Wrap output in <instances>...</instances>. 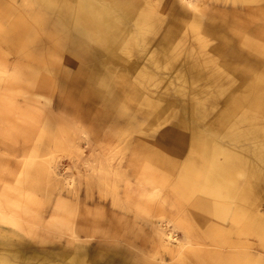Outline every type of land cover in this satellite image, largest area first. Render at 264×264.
Returning a JSON list of instances; mask_svg holds the SVG:
<instances>
[{
  "label": "rangeland",
  "instance_id": "374dc122",
  "mask_svg": "<svg viewBox=\"0 0 264 264\" xmlns=\"http://www.w3.org/2000/svg\"><path fill=\"white\" fill-rule=\"evenodd\" d=\"M109 1L0 0V264H156L157 256L174 264L187 241L201 255L184 253L179 264H264V242L244 233V218L236 224L208 215L211 204L208 214L199 209V194L189 186L203 161L195 131L217 141L207 128L213 108L235 88L255 83L264 92V0H193L195 7L184 0ZM95 20L105 22L96 28ZM243 35L257 47L244 48ZM232 66L239 71L229 73ZM204 108L211 110L204 115ZM262 111L250 117L264 122ZM69 139L81 150L67 147ZM152 149L174 168L158 164ZM106 157L117 176L104 174ZM53 167L59 177L48 176ZM262 181L255 180L253 192L264 211ZM242 186L236 184L230 198L217 190L210 200L237 208ZM150 215L177 239L159 255L144 224ZM16 216L23 221L15 228ZM68 225L86 237L82 250Z\"/></svg>",
  "mask_w": 264,
  "mask_h": 264
},
{
  "label": "bare ground",
  "instance_id": "6f19581e",
  "mask_svg": "<svg viewBox=\"0 0 264 264\" xmlns=\"http://www.w3.org/2000/svg\"><path fill=\"white\" fill-rule=\"evenodd\" d=\"M12 1V0H11ZM45 1L46 4H50L52 3V1L50 0H43ZM112 1V0H110ZM109 1V2H110ZM187 1L188 6L190 7H195V2L192 0H184ZM247 1H257V0H247ZM105 2V1H104ZM155 2V1H154ZM242 2V1H241ZM245 2V0H244ZM259 2V1H258ZM63 3V2H62ZM61 3V4H62ZM77 3V2H76ZM149 3V2H148ZM256 3V2H255ZM261 3V2H260ZM27 4V3H26ZM233 4V3H232ZM12 5V4H11ZM29 5V4H28ZM68 5V3H67ZM78 5V4H77ZM243 5V4H242ZM245 5V4H244ZM263 5V4H262ZM13 6V5H12ZM33 6V5H32ZM60 6V5H59ZM87 6V5H86ZM151 6V5H150ZM42 7V6H41ZM57 7V6H56ZM65 7V6H64ZM246 7V6H244ZM77 8V6L75 7ZM147 8V7H146ZM189 8V7H188ZM197 8V7H196ZM247 9V8H246ZM61 10V9H60ZM76 10V9H75ZM194 10V9H192ZM78 11V10H77ZM98 11L101 13L102 9H98ZM140 11V10H139ZM21 12V11H20ZM37 12V11H36ZM62 12V11H61ZM193 12V11H192ZM200 12V11H199ZM19 13V12H18ZM45 13V12H44ZM140 13V12H139ZM56 14V12H55ZM83 15V13H80ZM148 14V13H147ZM191 14V13H190ZM195 14V13H194ZM199 14V13H198ZM246 14V13H245ZM29 15V14H28ZM35 15V14H34ZM58 15V14H57ZM61 15V14H60ZM59 15V16H60ZM200 15V14H199ZM198 15V16H199ZM7 16V15H6ZM30 16V15H29ZM33 16V15H32ZM37 16V15H36ZM138 16H141L140 14ZM149 16V15H148ZM248 16V15H247ZM42 17V16H41ZM62 17V16H61ZM68 17V16H67ZM137 17V16H136ZM135 17V18H136ZM192 18H195L193 16H191ZM17 18V16H16ZM65 18V17H64ZM139 18H142L139 17ZM197 18V15H196ZM252 18V17H251ZM250 18V19H251ZM7 19V18H6ZM24 19V18H23ZM59 19V18H58ZM67 19V18H66ZM65 19V21H66ZM160 19V18H159ZM178 19V18H176ZM223 19V18H222ZM30 20V19H29ZM34 20V19H33ZM39 20V18H38ZM64 20V19H63ZM145 20V19H144ZM192 20V19H190ZM182 21V20H181ZM192 21H195L194 19ZM197 21V20H196ZM226 20H224L225 22ZM17 22V21H16ZM25 22V21H24ZM38 22V21H37ZM64 22V21H62ZM90 22V21H89ZM105 22V21H103ZM101 20H98V22L95 20L94 21V26L96 28H101L103 26V23ZM179 22V21H178ZM200 22V20H198V23ZM227 22V21H226ZM249 21H247L248 23ZM14 23V22H13ZM22 23V22H21ZM66 23V22H65ZM92 23V22H91ZM190 25V22H188ZM193 23V22H192ZM195 23V22H194ZM197 23V22H196ZM242 23V20H241ZM246 23V22H245ZM39 24V23H38ZM63 24V23H62ZM79 24V23H78ZM133 24V21H132ZM136 24V22H135ZM243 24V23H242ZM249 24V23H248ZM14 25V24H13ZM12 25V26H13ZM28 25V24H27ZM43 25V24H42ZM134 25V24H133ZM137 25V24H136ZM172 25V24H171ZM188 25V27H190ZM200 26V25H199ZM225 26V25H224ZM241 26V25H240ZM247 26V25H246ZM18 27V26H17ZM42 27V26H41ZM186 27V28H188ZM201 27V26H200ZM248 27V26H247ZM251 27V26H250ZM255 27V25H254ZM20 28V27H19ZM195 28V27H194ZM245 28V27H244ZM17 29V28H16ZM190 29V28H188ZM198 29V28H197ZM252 29V28H251ZM260 29V28H259ZM19 30V29H17ZM53 30V29H52ZM184 30V28H183ZM187 30V29H186ZM263 30V29H262ZM132 31V30H131ZM189 31V30H188ZM234 31V30H233ZM183 32V31H181ZM198 32H200L198 30ZM197 32V33H198ZM241 32V31H240ZM248 32V31H247ZM256 32V31H255ZM258 32V30H257ZM256 32V33H257ZM263 32V31H262ZM18 33V32H17ZM177 33V32H176ZM180 33V32H179ZM184 33V32H183ZM232 33V32H231ZM260 34V32H258ZM186 34V32H185ZM237 33H235L236 35ZM244 34V33H242ZM263 34V33H262ZM121 35V34H120ZM188 35V34H187ZM226 35V34H225ZM258 35V34H257ZM261 35V34H260ZM116 36V35H115ZM146 36V35H145ZM184 36V35H183ZM195 36V35H194ZM200 36V35H199ZM56 37V36H55ZM58 37V36H57ZM129 37V36H128ZM127 37V38H128ZM180 37V36H179ZM178 37V38H179ZM222 37V36H221ZM229 37V36H228ZM227 37V38H228ZM52 38H54L52 36ZM117 38V37H116ZM119 38V37H118ZM126 38V39H127ZM131 38V37H129ZM128 38V39H129ZM204 38V37H203ZM236 38V36H235ZM132 39V38H131ZM131 39H129L130 41H132ZM134 39V38H133ZM143 39V38H142ZM194 39V38H193ZM198 39V37H197ZM205 39V38H204ZM222 39V38H221ZM52 40V39H51ZM114 40V38L112 39ZM208 40V39H207ZM228 40V39H227ZM233 40V39H232ZM12 41V40H11ZM125 41V40H124ZM129 41V42H130ZM143 41V40H142ZM206 41V39H205ZM204 41V42H205ZM60 42V41H57ZM136 42V41H135ZM203 42V41H200ZM38 43V42H37ZM43 43V42H42ZM56 43V42H55ZM137 43V42H136ZM135 43V44H136ZM144 43V41L142 42ZM126 44V43H125ZM124 44V45H125ZM192 44V43H191ZM198 43H196L197 45ZM206 44V43H205ZM209 44V43H208ZM207 44V45H208ZM240 44L244 47V48H252L255 49L257 47V42L255 41V39L253 40L252 36H247V35H243V38H241L240 40ZM35 45V44H34ZM38 46L41 45V43L37 44ZM35 45V46H37ZM122 46H120V48H123V43L121 44ZM174 45V44H173ZM194 46V44H192ZM127 46V45H126ZM148 46V45H147ZM10 47V46H9ZM43 46L41 45V48ZM146 47V45H145ZM144 47V48H145ZM174 47V46H172ZM197 47V46H196ZM195 47V49H196ZM221 47V46H220ZM57 48V47H56ZM61 48V47H59ZM206 48V45H205ZM205 48L202 49L205 50ZM38 49V47H36V50ZM53 49V48H52ZM130 49V48H129ZM129 49H127L129 51ZM143 49V48H142ZM160 49V48H159ZM190 49V48H189ZM199 49V48H198ZM220 49V48H219ZM58 50V49H57ZM125 51V49H123ZM151 50V49H150ZM194 50V49H192ZM197 50V49H196ZM200 50V49H199ZM202 50V51H203ZM59 51V50H58ZM191 51V49H190ZM209 51V50H208ZM255 51V50H254ZM60 52V51H59ZM170 52V51H169ZM193 52V51H192ZM199 52V51H197ZM196 52V53H197ZM252 52V51H251ZM122 53V52H120ZM124 53V52H123ZM126 53V51H125ZM195 53V54H196ZM202 53V52H201ZM201 53H199L198 56L201 55ZM220 53V50H219ZM253 53V52H252ZM258 53V52H257ZM256 53V54H257ZM192 54V53H191ZM207 56L209 55V53H206ZM54 55V54H52ZM50 55V56H52ZM153 55V54H152ZM260 55V54H258ZM75 56V55H74ZM206 56V57H207ZM244 56V55H243ZM150 57V54H149ZM148 57V58H149ZM154 57V56H153ZM158 57V56H156ZM179 57V56H178ZM205 57V54H204ZM147 58V56H146ZM203 58V56H202ZM214 58V57H213ZM241 58V57H240ZM179 59V58H178ZM156 60V58H155ZM170 60V59H169ZM168 60V61H169ZM174 60V59H173ZM214 60V59H213ZM132 61V60H131ZM152 61V60H151ZM158 61V60H157ZM156 61V62H157ZM167 61V62H168ZM205 61V60H204ZM212 61V60H211ZM210 61V62H211ZM134 62V61H133ZM143 62V61H142ZM154 62V61H153ZM163 62V61H162ZM209 62V61H208ZM145 63V61H144ZM202 63V62H201ZM225 63V62H224ZM228 63V62H227ZM169 64V63H168ZM210 64V63H209ZM208 64V65H209ZM223 64V63H222ZM134 65V64H133ZM138 65V63H137ZM149 65V64H148ZM153 65V64H152ZM216 65V64H215ZM217 66V65H216ZM144 67V66H143ZM142 67V69H143ZM209 67V66H208ZM222 67V66H221ZM224 67V66H223ZM238 66H232L231 70H229V73L233 74V72H237L239 71V69L237 68ZM98 68V67H97ZM134 68V67H133ZM132 68V69H133ZM153 68V66H152ZM158 68V67H157ZM160 68V67H159ZM207 68V67H206ZM155 69V68H154ZM162 69V67H161ZM215 69V68H214ZM171 70V69H170ZM213 70V69H212ZM219 70V68H218ZM146 71V70H145ZM159 71V70H158ZM162 71V70H161ZM141 72V71H138ZM157 72V71H155ZM215 72V71H213ZM219 72V71H218ZM227 72V71H226ZM142 73V72H141ZM151 73V71H150ZM212 73V72H210ZM209 73V75H210ZM117 74V72H116ZM115 74V75H116ZM139 74V73H138ZM152 74V73H151ZM175 74V73H174ZM108 75V74H107ZM106 75V77L108 78V76ZM141 76V75H140ZM150 76V75H148ZM164 76V75H163ZM174 76V75H173ZM100 77V75H99ZM105 77V78H106ZM143 77V76H142ZM152 77V76H151ZM165 77V76H164ZM228 77V76H227ZM93 78V77H92ZM91 78V79H92ZM103 78V77H102ZM103 78V79H105ZM147 78V77H146ZM36 79V78H35ZM148 79V78H147ZM102 79H100L101 81ZM225 80V79H224ZM35 81V80H34ZM44 81V80H43ZM111 81V80H110ZM109 81V82H110ZM177 81V80H176ZM47 82V81H46ZM222 82V81H221ZM33 83V82H32ZM34 84V83H33ZM107 84V83H106ZM105 84V85H106ZM146 84V83H145ZM110 85V84H109ZM114 85V84H113ZM128 85V84H127ZM142 86V84H141ZM140 86V87H141ZM107 87V85H106ZM127 87V86H126ZM125 87L123 88H119L120 92H124L125 91ZM155 89V88H154ZM181 89V88H180ZM183 89V88H182ZM112 92V89L110 90ZM114 93H116L117 91H115L113 89ZM146 91V90H145ZM174 91V90H173ZM176 91V89H175ZM174 91V92H175ZM181 91V90H178ZM119 92H117L118 94ZM150 93V92H149ZM103 94V93H102ZM228 96L226 95V97L223 99L221 106L218 105L217 107H212L214 110V121L209 124L208 131L211 133V135L215 136L217 141L215 142L214 140L210 141V139H205V137L201 138V134L198 131H195V137L196 139L193 140L196 143L195 147L197 148L196 150L199 151V148H201L202 150V154H201V158L203 159L202 161V165H201V171H199V173H197V171H194V180L192 183H189L190 185V190L191 188H193V192H195V194L198 192L199 195L196 194V198H195V204L196 206L201 209L203 212L208 214L209 211V207H208V203L211 204V210L208 215H212L215 216L217 219L221 220V222H225V219H229L231 222L233 223H240V221L242 220V218H244V233H246L247 235H250L256 239H259L261 243L264 242V211H262L260 209V205H261V200L258 199L257 195L254 191V187L258 186L259 183L255 182L256 179L259 180H263L262 182L264 183V122L261 121V118L259 119V117H250L252 115L251 111L255 110V109H262L263 111L260 113V115H263L264 113V92H262V90H259L258 86L255 85V83H251L249 86H247L245 89L244 88H235L234 90L230 91L227 93ZM221 97V96H219ZM218 97V98H219ZM148 100V98H147ZM32 102V101H31ZM34 102V101H33ZM151 102V101H150ZM9 103V102H8ZM200 103V102H199ZM29 104V103H28ZM27 104V105H28ZM156 104V103H155ZM168 104V103H167ZM154 105V104H153ZM157 105V104H156ZM196 105V104H195ZM155 106V105H154ZM194 106V105H193ZM201 106V105H199ZM223 106V107H222ZM202 107V106H201ZM46 109V108H45ZM195 109V108H194ZM48 110V109H47ZM210 108H204L203 109V114H207L208 111H210ZM46 111V110H45ZM51 114H53V110H50ZM49 111V112H50ZM49 112L47 113V115L49 114ZM195 112V111H194ZM55 113V112H54ZM56 114V113H55ZM50 114L47 117L50 120ZM54 116V115H53ZM263 117V116H262ZM55 118V117H54ZM57 118V116H56ZM203 118V117H202ZM201 118V119H202ZM46 119V118H45ZM53 119V117H52ZM197 119V118H196ZM47 120V119H46ZM56 121V119H55ZM50 122V121H49ZM211 122V121H209ZM196 130V129H194ZM193 130V131H194ZM63 134V133H62ZM121 134V133H120ZM120 134H118L120 136ZM43 136V135H42ZM71 137V136H70ZM73 137V136H72ZM121 137V136H120ZM85 138V137H84ZM130 138V137H129ZM53 139V137H52ZM76 139V138H75ZM74 139V140H75ZM119 139V138H118ZM121 140V139H120ZM53 142V141H52ZM56 142V141H55ZM67 147H69L70 149H73L75 152L81 150L79 148L78 145H76L77 143L73 141V139H69L67 140ZM118 142V140H117ZM116 142V143H117ZM154 142V141H153ZM215 142V144H213ZM59 143V142H58ZM57 144V143H56ZM66 144V143H65ZM129 144V143H128ZM58 145V144H57ZM49 146V145H46ZM51 146V145H50ZM54 146H56L54 144ZM64 146V145H63ZM110 146V145H109ZM45 147V146H44ZM57 147V146H56ZM62 147V146H61ZM36 148V147H35ZM47 148V147H46ZM51 148V147H50ZM49 148V149H50ZM34 149V147H33ZM48 149V150H49ZM52 149V148H51ZM50 149V150H51ZM59 149V147H58ZM158 149V148H157ZM47 150V149H46ZM112 150V149H111ZM34 151V150H33ZM38 151V150H37ZM36 151V152H37ZM35 152V153H36ZM48 152V151H47ZM153 154H156V161L158 164L161 163V166H164L165 168H169L172 169L171 167H173L172 165H174L175 163L171 162L170 160H168L169 157H167L166 155L162 156L160 155L161 153H159L157 150L152 149ZM159 154H158V153ZM42 153V152H41ZM164 153V152H163ZM174 154V151L172 152ZM49 154V152H48ZM79 154V152H78ZM35 155V154H34ZM37 155H39L38 157H40V154L37 152ZM44 155V154H43ZM168 155V154H167ZM35 158V156L33 157ZM112 158V157H111ZM175 158V157H174ZM40 159V158H39ZM23 160V159H22ZM34 160V159H33ZM43 160V159H42ZM111 159H107V157L103 160V172L104 174H108V173H112V176H117L116 171L117 168L112 167L113 165H111V163L109 162ZM21 161V159H20ZM25 161V160H24ZM22 161V162H24ZM45 161V160H44ZM27 163V161H26ZM25 162L23 163V165L26 164ZM29 163V162H28ZM36 163V162H35ZM49 163V162H48ZM30 164V163H29ZM47 164V163H46ZM37 165V164H36ZM40 165V164H39ZM48 165V164H47ZM46 165V166H47ZM34 166V163L33 165ZM49 166V165H48ZM189 167H191L188 164ZM22 167V163L21 166H19V169ZM24 167V166H23ZM41 167V166H40ZM27 168V167H26ZM39 168V166L37 167ZM37 168H35L36 171ZM101 168V167H100ZM174 168V167H173ZM18 169V170H19ZM25 169V168H24ZM195 169V167H194ZM21 170H23L21 168ZM27 170V169H26ZM14 171V169H13ZM16 171V170H15ZM20 171V170H19ZM33 171V170H32ZM31 171V172H32ZM47 171V169H46ZM177 171V169H176ZM175 171V172H176ZM27 172V171H26ZM29 172V171H28ZM20 173H22L20 171ZM25 173V172H24ZM39 173V172H38ZM8 174V173H7ZM17 174V173H16ZM27 174V173H26ZM37 174V172H36ZM48 176L51 178L52 176H54L53 178H56L58 175L57 173L54 171V167L50 168V170L48 171ZM236 174H240V177L238 178ZM9 175V174H8ZM31 175V174H30ZM110 175V174H109ZM11 176V175H10ZM9 176V178H11ZM16 176V175H15ZM14 176V177H15ZM40 176V175H39ZM17 177V176H16ZM36 177V176H35ZM59 177V176H58ZM105 177L108 178V176L105 175ZM31 178V177H29ZM33 178V177H32ZM37 178V177H36ZM34 178V182L35 179ZM43 178V176H42ZM104 178V177H103ZM14 179V178H13ZM19 179V177H18ZM22 180V178H20ZM26 179V178H25ZM106 179V178H105ZM109 179V178H108ZM29 180V179H28ZM38 180V179H36ZM46 180V179H45ZM145 180V179H144ZM150 180V179H149ZM173 180V179H172ZM20 181V180H18ZM50 181V179H49ZM48 181V182H49ZM108 181V180H107ZM107 181L104 180L103 184L107 185ZM27 182V181H26ZM32 182V180H31ZM110 182V180H109ZM50 183V182H49ZM242 184V189L240 191V193L237 196V200L238 202H240L239 207L237 208H229L230 206L227 205L226 202L220 200V206L218 205H213L214 202H212L211 196H214V192H216L217 190H226V197L225 198H230L229 193L230 191H232V188H235L236 184ZM262 183V184H263ZM69 184V183H68ZM109 184V183H108ZM51 185V184H50ZM131 184L129 182H127V186L126 188L130 187ZM140 186V185H139ZM138 186V188H139ZM262 186V185H261ZM36 187V186H35ZM38 187V186H37ZM104 187V186H103ZM152 187V186H151ZM175 187V186H174ZM44 188V187H43ZM108 188V187H107ZM117 188V187H116ZM116 188L112 187L110 185L109 189L115 190ZM137 187H133V190H137ZM156 187H153L154 190ZM46 189V188H44ZM49 189V188H47ZM177 189V188H175ZM180 189V188H179ZM131 191V189H129ZM148 190V189H147ZM158 191V190H157ZM46 192V191H45ZM133 192V191H132ZM111 193V192H110ZM126 193V191H125ZM130 193V192H128ZM127 193V194H128ZM45 194V193H44ZM142 194V193H141ZM219 194V193H218ZM159 195V194H158ZM47 196V194H46ZM49 196V195H48ZM130 196V195H128ZM126 195L124 196L125 200H126ZM200 197V198H199ZM49 198V197H47ZM46 198V200H47ZM220 198V197H219ZM122 199H120L121 202ZM124 200V203H125ZM249 201L250 204H253L251 207V209H247V202ZM218 202V201H217ZM58 204L62 203L61 199L57 200ZM123 203V204H124ZM216 204V203H215ZM4 205V203H3ZM127 205V204H126ZM125 205V206H126ZM129 205V204H128ZM127 205V206H128ZM132 205V204H131ZM133 206V205H132ZM135 206V205H134ZM4 207V206H3ZM136 207V206H135ZM134 207V208H135ZM127 209H129L128 207H126ZM10 210V209H9ZM14 210V209H13ZM133 210V209H132ZM3 211H0V220H4V215H3ZM134 211V210H133ZM139 211V210H137ZM9 212V211H8ZM13 212V211H12ZM135 212V211H134ZM9 214V213H8ZM136 216H139L138 214L135 213ZM247 215V216H246ZM3 216V217H2ZM162 217V216H161ZM160 218V217H159ZM155 219L154 220V216L150 215V217L148 216L146 219V223L144 222V224H148L150 229H151V233L153 235V239H154V243L156 244V255L158 253L167 251L169 249V244L171 243L172 240H177L175 239L174 234H172L171 232H169L166 229V225L167 223H164L161 219ZM191 218V217H190ZM189 218V219H190ZM7 219V218H6ZM28 219V221L26 220ZM12 226L13 227H17L18 224L22 223L21 218H19L18 216L13 217L12 219ZM24 220H26L27 222H30V218H25ZM145 220V219H143ZM205 220V219H204ZM36 220H34L35 222ZM11 222V221H10ZM40 222V221H37ZM7 223V222H6ZM25 223V221H24ZM228 223V222H227ZM10 224V223H9ZM26 224V223H25ZM30 225V223H27ZM73 224V223H72ZM195 224V223H194ZM41 225V224H40ZM39 225V226H40ZM33 226V225H32ZM30 227V226H29ZM35 227V225H34ZM220 227H223V225H221ZM218 229H221V228ZM28 228V227H26ZM38 228V227H37ZM42 228V227H40ZM61 228V227H59ZM228 228H230L228 226ZM21 230V228H20ZM38 230V229H37ZM42 230V229H41ZM67 230L68 233L70 234V238L71 241L78 247H80V250H82L84 247V243H86L85 238H78L77 237V232L75 230V228L73 227V225H68L67 226ZM1 231V230H0ZM31 231V230H30ZM29 231V232H30ZM148 231V230H147ZM40 232V231H39ZM25 234V231L23 232ZM148 233V232H147ZM27 234V233H26ZM149 234V233H148ZM215 238V237H214ZM262 240V241H261ZM70 241V242H71ZM182 241H180L181 243ZM226 242V241H225ZM2 243V242H1ZM10 243V242H9ZM11 244V243H10ZM188 247H186L185 249H183L179 256L174 258L175 259V263L174 264H179L180 262V257L182 254L184 253H195L196 256L197 254L199 255L200 252L192 249V245L189 241H187ZM225 244V243H224ZM185 245V244H184ZM76 246H74L73 248H75ZM263 248V247H262ZM79 249V248H78ZM76 251V250H74ZM179 251V250H178ZM198 252V253H197ZM162 254V253H161ZM71 255V254H70ZM159 255V254H158ZM201 255V254H200ZM154 257V256H153ZM158 258H156L158 260V262L156 264H165V260H163L161 257L157 256ZM174 257V256H173ZM72 260V259H70ZM173 260V259H172ZM186 260V259H185ZM218 260V259H217ZM155 261V259H154ZM69 262V261H68ZM71 262V261H70ZM151 262V261H150ZM168 263V262H167ZM171 263V261H170Z\"/></svg>",
  "mask_w": 264,
  "mask_h": 264
}]
</instances>
